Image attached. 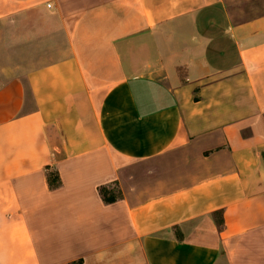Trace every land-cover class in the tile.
Returning a JSON list of instances; mask_svg holds the SVG:
<instances>
[{"label":"crops","instance_id":"crops-1","mask_svg":"<svg viewBox=\"0 0 264 264\" xmlns=\"http://www.w3.org/2000/svg\"><path fill=\"white\" fill-rule=\"evenodd\" d=\"M77 262L264 264V14L0 0V264Z\"/></svg>","mask_w":264,"mask_h":264},{"label":"rangeland","instance_id":"rangeland-1","mask_svg":"<svg viewBox=\"0 0 264 264\" xmlns=\"http://www.w3.org/2000/svg\"><path fill=\"white\" fill-rule=\"evenodd\" d=\"M234 21L241 22L264 14V0H223Z\"/></svg>","mask_w":264,"mask_h":264},{"label":"trees","instance_id":"trees-1","mask_svg":"<svg viewBox=\"0 0 264 264\" xmlns=\"http://www.w3.org/2000/svg\"><path fill=\"white\" fill-rule=\"evenodd\" d=\"M48 184L51 188H56L59 185V178L56 173H51L47 176ZM99 193L101 195L102 200L107 203H113L117 198L120 197V193L116 196L113 191H109L106 188H100ZM74 264H80L79 262Z\"/></svg>","mask_w":264,"mask_h":264}]
</instances>
